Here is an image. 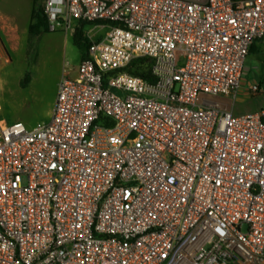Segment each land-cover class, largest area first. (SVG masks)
Masks as SVG:
<instances>
[{"label": "built area", "instance_id": "built-area-1", "mask_svg": "<svg viewBox=\"0 0 264 264\" xmlns=\"http://www.w3.org/2000/svg\"><path fill=\"white\" fill-rule=\"evenodd\" d=\"M44 13L53 33L94 23L91 43L48 120L7 123L0 105V264H264V107L225 101L264 41V0ZM141 58L151 80L128 72Z\"/></svg>", "mask_w": 264, "mask_h": 264}, {"label": "rangeland", "instance_id": "rangeland-1", "mask_svg": "<svg viewBox=\"0 0 264 264\" xmlns=\"http://www.w3.org/2000/svg\"><path fill=\"white\" fill-rule=\"evenodd\" d=\"M44 0L37 1V5ZM34 0H0V105L7 123L22 122L32 129L53 108L60 81L78 60V50L62 30L30 38L28 28ZM108 28L99 36L103 37ZM32 41V42H31ZM244 79L255 80L264 92V41L248 56ZM29 77L24 88L23 79ZM252 98L261 99L255 95Z\"/></svg>", "mask_w": 264, "mask_h": 264}, {"label": "trees", "instance_id": "trees-1", "mask_svg": "<svg viewBox=\"0 0 264 264\" xmlns=\"http://www.w3.org/2000/svg\"><path fill=\"white\" fill-rule=\"evenodd\" d=\"M37 1L39 0H34L35 5L31 12L30 24H29V29H28L30 38H38L44 34L49 33L48 20L44 13V3L37 5ZM235 1H238V0H235ZM93 24L94 23L87 22V21H79L76 27V31L73 35V44L81 53L82 60L88 57V50H89V46L91 42L87 36V32ZM250 51L253 52L252 48ZM147 61L148 59H145V58H141V59L134 61L128 67V72H130L131 74L140 76L146 80H151L149 71L146 70L147 67L145 66ZM29 81H30V78L26 76L23 79L22 86L25 88L29 84Z\"/></svg>", "mask_w": 264, "mask_h": 264}, {"label": "crops", "instance_id": "crops-1", "mask_svg": "<svg viewBox=\"0 0 264 264\" xmlns=\"http://www.w3.org/2000/svg\"><path fill=\"white\" fill-rule=\"evenodd\" d=\"M63 34H65V33H63ZM44 35H42V36H44ZM69 36H71V38H73V35L65 34V37L68 40H69V38H68ZM259 43H260V41H256L252 45L251 48H252L253 52L250 51L249 55L258 51ZM70 44L74 48H76L73 44V41L70 40ZM81 61H82V55L78 50V60L75 63V66H73V68L71 69V72L67 73L66 77L75 78L78 76V69H79V65H80ZM243 72H244V70H243ZM243 76H244V73L242 74L241 81H240V87L238 88V90L235 91L234 93H232L231 95H229L228 97H226V99H225L227 109L231 110L236 115L254 112V111H257V110L264 107V92L262 90L263 88H261V85H260V91L257 94H252L250 92V87L252 85L257 84V82L255 80H252V81L245 80ZM262 81H264V80H262ZM255 95H257V96L259 95L261 99L252 98ZM55 101H56V99H55ZM55 101L53 103V108H54ZM53 108H52V110H53ZM52 110H51V112H50V114L46 120H48L50 118ZM46 120H43V121H46Z\"/></svg>", "mask_w": 264, "mask_h": 264}]
</instances>
